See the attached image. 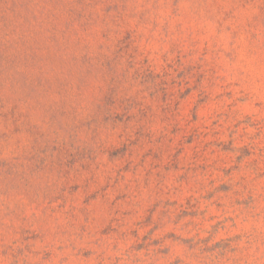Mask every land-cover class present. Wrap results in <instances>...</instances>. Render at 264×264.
<instances>
[{
	"label": "clouds",
	"instance_id": "clouds-1",
	"mask_svg": "<svg viewBox=\"0 0 264 264\" xmlns=\"http://www.w3.org/2000/svg\"><path fill=\"white\" fill-rule=\"evenodd\" d=\"M0 264H264V0H0Z\"/></svg>",
	"mask_w": 264,
	"mask_h": 264
}]
</instances>
